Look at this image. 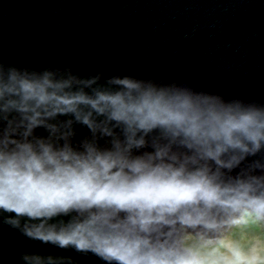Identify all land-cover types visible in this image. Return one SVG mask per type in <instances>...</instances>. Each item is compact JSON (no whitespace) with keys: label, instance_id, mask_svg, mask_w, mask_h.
Instances as JSON below:
<instances>
[{"label":"clouds","instance_id":"clouds-1","mask_svg":"<svg viewBox=\"0 0 264 264\" xmlns=\"http://www.w3.org/2000/svg\"><path fill=\"white\" fill-rule=\"evenodd\" d=\"M102 75L0 64L5 222L104 264H264V106Z\"/></svg>","mask_w":264,"mask_h":264},{"label":"water","instance_id":"water-1","mask_svg":"<svg viewBox=\"0 0 264 264\" xmlns=\"http://www.w3.org/2000/svg\"><path fill=\"white\" fill-rule=\"evenodd\" d=\"M0 64L103 73L99 83L116 75L177 82L264 106V0H0ZM90 135L76 125L73 143ZM8 215L0 210V264H25L24 253L40 254L43 264H104L27 238Z\"/></svg>","mask_w":264,"mask_h":264}]
</instances>
